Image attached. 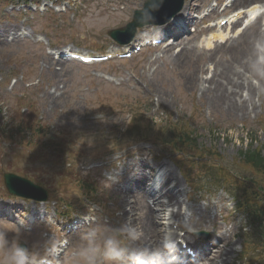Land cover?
I'll use <instances>...</instances> for the list:
<instances>
[{"label":"rangeland","instance_id":"obj_1","mask_svg":"<svg viewBox=\"0 0 264 264\" xmlns=\"http://www.w3.org/2000/svg\"><path fill=\"white\" fill-rule=\"evenodd\" d=\"M106 1L108 4L99 0H88L84 10L66 8V11L63 12L66 13L64 16H53L50 11L48 13L32 11V13L22 15L20 13L4 15L3 13L10 11L11 4L0 6V96L3 97L5 93H9L7 87L11 79L15 78L16 82L10 90L14 94L23 93L30 100L33 98L43 119L41 123L47 127V136H54L58 133L60 141L68 151L73 154L76 153L75 151L79 152L80 157L76 168L82 174H86V179L82 178V174L77 176L76 170L73 168L64 170L63 167L69 164H62L56 160V152L53 149L42 150L40 156L31 146L26 148L20 146L18 141H9V139H19L18 135H14L12 138L10 135L0 137V167L11 172L16 169H26L55 190V193L63 197L64 200L72 201L73 204L79 206L83 196L77 192V180L71 182L65 176L70 174L74 176V179L79 177V181L87 182L88 186L83 184L84 188H93L95 181L99 185L97 201L102 203V207L106 208L105 211L113 213L114 218L120 220L121 223L128 221L121 218L119 214L121 204L118 192L121 196L127 197L129 182H122L120 176H131L135 172L138 164L141 161L144 162L143 156L148 154L144 151L143 146L146 145L149 149L150 144H127L121 139L122 136L118 138L119 140L113 138L118 136L116 131H108L110 124L106 123V119H110L111 125L115 127L120 119L126 118V110L115 108L103 111V109L112 107L113 102L120 104L119 101H122L124 97L130 101L134 100L136 103L140 102L141 106H150V110H146V114L150 118L152 117L149 112L152 115H162L174 120L192 115V125L197 130L201 152L214 154L221 163L230 166L227 169L231 173L252 175L248 167L237 163L239 160L238 151L240 148L248 146L260 148L264 153V112L246 118L235 117L225 110L224 104L220 107L218 100L211 101L210 95H201L198 91H191L187 87L186 84L192 79L194 68L199 65L204 66L208 62L206 53H202L197 59L185 58L181 62H173V64L170 62L174 55H171L170 52L165 53L162 58L154 60V56L151 57L152 54L149 50H142L130 60H110L90 66L74 61H60L61 64L57 69L58 67L45 63L44 58L49 53L48 46L53 48L67 46L88 53L111 49L109 39L105 34L106 30L125 24L130 20L132 8L139 4H137V0H119L122 4V8H119L118 0ZM135 3L136 5H133ZM89 9L91 11L87 12L86 10ZM14 10L16 11L15 8ZM95 13H99L100 16L95 19L90 18ZM157 15L161 16L164 13H157ZM18 27L21 28L17 33V38L13 37L11 40L9 37L6 41V38L10 36L9 33ZM43 27L45 28L43 29ZM22 33H28L29 37L22 38ZM38 38L47 39L48 46ZM25 40L28 41L25 42ZM94 45L96 46L93 47ZM103 76H109L111 79L106 80ZM34 77L38 78V83L25 89L22 80L30 81ZM34 81L36 82V80ZM59 94L58 98L54 96ZM147 95L148 98L146 97L144 100L143 98ZM14 100V96L9 99L10 105ZM21 102L29 103L28 100ZM1 110L4 114L8 113L4 111V108ZM6 118L8 119L6 128L13 129L14 114H8ZM121 149H125L130 157L118 160V157L121 156L119 152ZM114 153L119 156L112 157ZM152 164L155 166L157 160H154ZM182 165L186 168L188 163ZM170 166L174 167L181 184L187 191L188 189L177 171L179 166L172 161L168 164L169 168ZM189 169L194 177H199L197 165L191 164ZM145 172L146 170H143L147 179L149 174ZM106 181H110L114 185L119 183L121 188L107 191L105 190L107 188ZM116 181L119 182L115 183ZM87 189L89 190V188ZM203 193L205 192L203 191ZM203 193L193 190L187 196L196 202H204V204L205 201H210L216 206L215 213H219L222 208L228 206L226 203L224 204V200H226L224 193L212 190L208 194ZM129 202L130 199L124 205L127 213ZM52 208L51 206L50 210ZM150 208L153 212L142 211V216L146 219L145 230L152 229L157 222L155 218L158 214L156 206L150 204ZM80 209L81 207L78 208V210ZM83 210L84 207L81 212ZM114 218L112 223L107 225L118 226L113 221ZM166 226L167 224H159L162 234L166 230ZM14 228L17 227L0 226V230ZM17 229L20 232V243H24L25 247L31 248L34 244H42L48 239L46 233H37L35 229L30 232L22 227ZM180 233L182 234L183 231ZM6 235L11 240L15 233L8 231ZM78 239L71 240L72 245ZM211 239L212 237L208 234L202 241L211 242ZM231 241L236 242V239H231ZM69 254L68 251L62 256Z\"/></svg>","mask_w":264,"mask_h":264},{"label":"clouds","instance_id":"obj_2","mask_svg":"<svg viewBox=\"0 0 264 264\" xmlns=\"http://www.w3.org/2000/svg\"><path fill=\"white\" fill-rule=\"evenodd\" d=\"M257 63H264V57ZM8 231L15 233L11 240ZM141 239L142 229L130 220L116 227L96 223L81 231L70 254L60 259L61 249L69 244L67 236L49 237L29 248L20 243L19 229L0 230V264H150Z\"/></svg>","mask_w":264,"mask_h":264},{"label":"bare ground","instance_id":"obj_3","mask_svg":"<svg viewBox=\"0 0 264 264\" xmlns=\"http://www.w3.org/2000/svg\"><path fill=\"white\" fill-rule=\"evenodd\" d=\"M157 0H152L153 5H155ZM151 2H148L146 9L151 7ZM165 27L167 25L165 24ZM264 42V29L260 31L257 26H251L247 28V30L238 38V40L235 42V46L239 48V54L243 57V60L246 64H233L227 66L228 71L236 77L235 80H229L226 82V85L221 84L219 89L221 90L220 96L221 101L225 105V110L236 115V116H247L251 111H253V94H259L261 102H264V92L261 93L260 87H257L258 92H254V87L251 85L250 82L246 81V88H247V98L241 99L237 93L236 89L240 87L241 82L237 80L238 75L236 73V68L242 67L243 69L250 72L253 76L259 77L264 80V63L259 64L256 62V43L263 44ZM184 49H187L184 47ZM262 71V75L259 74V72ZM262 86L264 87V81L262 83ZM138 168V167H137ZM139 170L141 168H138ZM162 177L164 173L161 174ZM138 191V188H137ZM139 193H142V189ZM162 194V193H161ZM163 197L166 198V204L169 206H172L171 212H167V216H172L174 219H177L179 222L180 227H185L186 231L183 234V238L189 239V230L188 228L194 227L197 224L205 223V220L210 218L208 208L201 209L200 207L191 206L189 207L190 215H182L179 213V201L176 199L175 195L170 191V189H166L163 192ZM142 198L137 194L136 197H134V200L132 202V207L137 211L135 220L137 221V224L142 229V233L145 230V220L142 217ZM152 198V196H150ZM156 198V197H155ZM158 201V200H155ZM158 202H156L157 204ZM163 204V203H161ZM209 205V204H208ZM176 208L175 212H172L173 208ZM183 218L187 219L186 222H183ZM183 224V225H182ZM214 224V222H213ZM213 229L217 232V235L223 239V246H227L228 249L225 251H222L221 253V247L212 245V248L215 247L214 250L208 251V248L205 247L206 250L202 248L201 255L205 257L206 260L210 261L209 264H214V257L215 255L221 256L224 254V258H227L228 255L231 254V251L235 249L234 243L228 239L225 238L226 233H222V226L220 224H214ZM184 241V240H183ZM196 242V241H195ZM176 245V244H175ZM206 246V245H204ZM176 249H179L181 247V244L175 246ZM174 249V247L172 248ZM199 250V249H198ZM172 251V250H171ZM177 252L174 250L171 252L170 257L173 254H176ZM210 259V260H209ZM226 260V259H224Z\"/></svg>","mask_w":264,"mask_h":264},{"label":"water","instance_id":"obj_4","mask_svg":"<svg viewBox=\"0 0 264 264\" xmlns=\"http://www.w3.org/2000/svg\"><path fill=\"white\" fill-rule=\"evenodd\" d=\"M6 177H7V179H6L7 184H8V185L10 186V188L12 189V186H11L10 184H13V182H12L10 179H8V177H14V176H12V175H7ZM15 180H16V179H15ZM16 187L21 188L22 186H20L19 184H17Z\"/></svg>","mask_w":264,"mask_h":264},{"label":"trees","instance_id":"obj_5","mask_svg":"<svg viewBox=\"0 0 264 264\" xmlns=\"http://www.w3.org/2000/svg\"><path fill=\"white\" fill-rule=\"evenodd\" d=\"M260 162L262 161V160H260V159H258Z\"/></svg>","mask_w":264,"mask_h":264}]
</instances>
